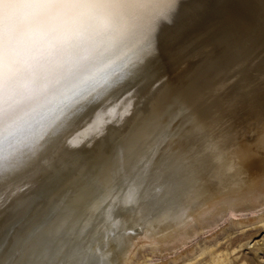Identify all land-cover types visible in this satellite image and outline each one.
Returning <instances> with one entry per match:
<instances>
[{
	"label": "bare ground",
	"instance_id": "6f19581e",
	"mask_svg": "<svg viewBox=\"0 0 264 264\" xmlns=\"http://www.w3.org/2000/svg\"><path fill=\"white\" fill-rule=\"evenodd\" d=\"M104 2L119 58L25 139L0 113V264H132L138 239L177 257L264 205V0ZM37 3L0 0V33Z\"/></svg>",
	"mask_w": 264,
	"mask_h": 264
},
{
	"label": "clouds",
	"instance_id": "9594fccd",
	"mask_svg": "<svg viewBox=\"0 0 264 264\" xmlns=\"http://www.w3.org/2000/svg\"><path fill=\"white\" fill-rule=\"evenodd\" d=\"M36 7L50 12L0 33V113L21 139L49 119L73 80L110 66L130 39L104 0H38Z\"/></svg>",
	"mask_w": 264,
	"mask_h": 264
},
{
	"label": "rangeland",
	"instance_id": "374dc122",
	"mask_svg": "<svg viewBox=\"0 0 264 264\" xmlns=\"http://www.w3.org/2000/svg\"><path fill=\"white\" fill-rule=\"evenodd\" d=\"M262 215L264 205L254 213L238 212L213 230L200 229L177 257L160 254L138 239L132 264H216L217 252L228 264H264V226L259 223ZM134 232L140 236L139 229Z\"/></svg>",
	"mask_w": 264,
	"mask_h": 264
},
{
	"label": "snow or ice",
	"instance_id": "6c2138e0",
	"mask_svg": "<svg viewBox=\"0 0 264 264\" xmlns=\"http://www.w3.org/2000/svg\"><path fill=\"white\" fill-rule=\"evenodd\" d=\"M172 3L175 4L176 3V0H172Z\"/></svg>",
	"mask_w": 264,
	"mask_h": 264
}]
</instances>
